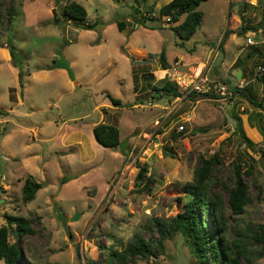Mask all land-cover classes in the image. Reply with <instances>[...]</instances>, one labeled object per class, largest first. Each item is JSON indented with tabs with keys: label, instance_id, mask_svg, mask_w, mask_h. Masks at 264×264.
<instances>
[{
	"label": "rangeland",
	"instance_id": "obj_1",
	"mask_svg": "<svg viewBox=\"0 0 264 264\" xmlns=\"http://www.w3.org/2000/svg\"><path fill=\"white\" fill-rule=\"evenodd\" d=\"M12 1L13 24L6 18L0 22V110L5 113L0 116V227L9 229V242L17 243L32 264H105L111 248L120 249L145 234L152 217L169 220L181 211L178 198L187 200L180 189L192 183L202 156H220L223 165L216 170L212 190L226 200L222 182H230L233 164L252 168L247 180L253 202L240 220L264 225V112L240 94L226 105L199 96L193 122L181 118L185 129L173 135L177 124L167 129L190 106L189 100L183 107V98L173 103L164 98L159 106L148 98L134 105L132 72L139 88L153 94L155 81L149 86L146 81L161 73L165 53L169 69L176 62H191L181 70L188 79L204 70L213 82L230 89L250 87L264 100L257 68L253 74L242 71V78L230 75L234 67L227 77L221 75L222 62H235L250 50L246 43L252 34H243L242 28L261 22L264 0L202 3V24L184 48L173 31L178 23L160 15L170 0H2L3 12ZM69 1L86 8L87 22L98 24L96 30L78 28L65 16ZM118 21L126 24L123 32ZM10 38L23 61V86L8 52ZM129 53L148 62L133 66ZM61 56L70 62L75 81L53 68ZM247 62L245 68L253 69L257 58ZM108 95L122 107H114ZM102 106L113 110L107 114ZM102 122L120 129L117 151L94 147L88 140L90 127ZM143 166L151 178L148 190L136 186ZM29 176L44 187L24 203L22 190ZM6 215L28 218L36 233L18 235ZM261 260L256 264H264ZM136 264H196V259L176 234L166 241L163 255Z\"/></svg>",
	"mask_w": 264,
	"mask_h": 264
},
{
	"label": "trees",
	"instance_id": "obj_2",
	"mask_svg": "<svg viewBox=\"0 0 264 264\" xmlns=\"http://www.w3.org/2000/svg\"><path fill=\"white\" fill-rule=\"evenodd\" d=\"M207 1L209 0H172L161 7L160 15L162 17H169L170 22L178 23L173 31L181 39L180 46L182 48H184V42L191 40L200 28L204 14L198 10V7ZM64 13L69 20L77 23L78 28L93 31L98 27L96 23L87 22L88 11L75 1L68 2L64 7ZM14 17L13 1L3 12L2 0H0V22L6 18L7 24L11 26ZM183 17L184 20L182 21ZM263 25L264 18L257 26H243L242 33L257 31ZM117 26L121 32L126 28V24L122 21H118ZM228 35L229 31L225 33L220 42L219 48L221 50H223ZM96 44H100L99 38L96 40ZM7 48L13 65L20 70L19 81L20 85L23 86V61L13 39H8ZM128 56H130V62L133 66L148 62L147 59L140 61L134 53H129ZM252 58H257V62H254V68L249 70V66L246 68L245 66L247 61ZM161 61L163 76H160L161 73H156L155 76L150 74L152 75L149 76L150 78L148 77L150 80L146 81L148 86L151 85L152 81H155L150 86L153 94L149 95L147 89L139 88L137 74L133 71L134 92L138 95V103L134 105L142 104L151 97L157 101L160 97L165 96L173 99L183 96L179 88L167 77L165 71L170 66L166 61L165 53L161 54ZM260 65H264V49L261 46H250L247 55L239 57L233 67L240 74L242 71L253 74L254 69ZM258 81L264 84V74L258 77ZM231 90L234 95H242L255 108L264 112V100L259 101L257 95L251 92L250 87H234ZM140 92L141 95L145 94V96L139 95ZM189 96L215 98L213 95H198L196 93ZM107 97L114 107H122V102L119 99L110 95ZM4 114L0 110V116ZM180 126H183L181 121L173 129V135L182 133L179 132ZM93 133L96 142L104 149L117 151L120 148V130L115 125L98 124ZM246 140L248 141V139ZM248 143L251 144L250 141ZM221 165L223 162L218 154L210 159L202 156L200 165L194 171L192 183L185 184L180 189L187 200L183 202L182 196L178 198V202L182 206L181 211L169 220L152 217L146 223L145 234L134 236L126 246L123 245L120 249H115L113 246L108 253L107 260L104 261L105 264H136L138 260L157 259L163 255L166 241L176 234L183 236L196 259V264H256L259 260L264 259V225L252 222L244 225L240 220L241 216L246 214V207L253 202L250 184L247 180L253 175V170L252 168L243 170L242 165L238 162L233 164L230 182H222V187L228 194L226 200L221 192L212 190L216 181V170ZM147 174L148 168L143 166L136 177L137 187L142 185L146 189L149 188L151 178H147ZM43 187L44 183L37 182L32 176H29L25 180L22 190L24 203L33 201L37 192ZM259 189L261 190L260 187ZM5 218L9 223L16 224L18 235L36 233L28 218L10 215H6ZM77 256L79 259L81 258L80 252ZM0 264H32L17 243L11 244L9 242V229L7 227H0ZM88 264H98V262L94 260Z\"/></svg>",
	"mask_w": 264,
	"mask_h": 264
},
{
	"label": "built area",
	"instance_id": "obj_3",
	"mask_svg": "<svg viewBox=\"0 0 264 264\" xmlns=\"http://www.w3.org/2000/svg\"><path fill=\"white\" fill-rule=\"evenodd\" d=\"M257 5V4H256ZM166 20L170 22V18L166 17ZM251 36L248 37L246 45L249 46H262L264 45V25L257 31H250ZM183 64L176 62L169 71H167V77L170 82L175 84L179 90L183 93V96H189L196 93L198 95H213L216 97L222 105H226L227 102L233 99L232 90L221 83H215L207 75V72L200 70V72L191 78L183 76L181 71ZM264 74V65H260L256 69V75ZM180 131L184 130L183 126L179 127Z\"/></svg>",
	"mask_w": 264,
	"mask_h": 264
},
{
	"label": "crops",
	"instance_id": "obj_4",
	"mask_svg": "<svg viewBox=\"0 0 264 264\" xmlns=\"http://www.w3.org/2000/svg\"><path fill=\"white\" fill-rule=\"evenodd\" d=\"M172 0H170V2H171ZM258 0H253V2H257ZM238 58V57H237ZM236 61H237V59H236ZM236 61L235 62H231V63H229V62H222L223 63V68H224V71H225V73L224 74H221L223 77H227L228 76V71H229V69H232V67L234 66V64L236 63ZM168 64L169 63H171V62H167ZM191 62H183V64H185V65H187V64H190ZM227 64H229V66H227ZM230 65H232L231 67H230ZM169 66H170V64H169ZM63 71H65V70H63ZM66 72V71H65ZM133 72V71H132ZM161 72H163V71H161ZM165 72H167V71H165ZM156 74V73H155ZM238 74H239V77H241L243 74L241 73H238L236 70H234L233 72H230V75H233V76H235L236 75V77H238ZM242 77H244V76H242ZM241 77V78H242ZM252 92V91H251ZM253 93V92H252ZM253 94H255V93H253ZM135 95L136 96H138L137 95V93H135ZM256 95V94H255ZM154 96H157L156 94H154ZM164 98H167V99H169V100H172V103L173 102H175V100L176 99H178V100H181V98H183V102L179 105V106H181V107H183V105L188 101L189 102V107L188 108H186L185 109V111H184V113L183 114H181V115H176V118L174 119V120H177V119H179V118H184V117H186L187 118V120H188V122H193V118L195 117L194 115H195V112H196V109H197V106L201 103V99H198L199 98V96H195V97H191V96H182V97H179V98H176V99H173V98H171V97H160V99L159 100H157V102H158V105L157 106H159V103H160V101H162ZM151 99H152V97H151ZM187 99V100H186ZM177 100V101H178ZM215 100H216V97H215ZM110 101V100H109ZM99 107H101V106H99ZM102 107H104V108H106V110L108 111L107 112V114H109V112L111 111V110H113V108H111L110 106H102ZM111 113V112H110ZM181 122H184V121H182L181 120ZM102 123H104V122H102ZM101 123V124H102ZM106 124V123H105ZM94 128H95V126H92V127H90V131H89V133H88V136H87V138H88V140L90 141V143L91 144H93V146L94 147H101L97 142H96V140H95V137H94V133H93V130H94ZM119 129V128H118ZM120 130V129H119ZM129 133V132H128ZM128 133L126 134V137H127V135H128ZM127 139V138H126ZM121 141V140H120ZM103 148V147H102ZM121 148V147H120ZM262 260H264V259H262ZM261 260V261H262Z\"/></svg>",
	"mask_w": 264,
	"mask_h": 264
},
{
	"label": "water",
	"instance_id": "obj_5",
	"mask_svg": "<svg viewBox=\"0 0 264 264\" xmlns=\"http://www.w3.org/2000/svg\"><path fill=\"white\" fill-rule=\"evenodd\" d=\"M54 16H55V22H59L58 19H56V12L54 10ZM54 69H60V70H65L70 78V80L75 81L76 80V76L75 73L73 71V69L71 68L70 62L64 57L61 56L60 59L58 61H56L53 65ZM181 121V118L174 120L172 125L167 129V131H169L170 129H172L174 127V125H176L178 122ZM78 216H74L73 220H77Z\"/></svg>",
	"mask_w": 264,
	"mask_h": 264
}]
</instances>
